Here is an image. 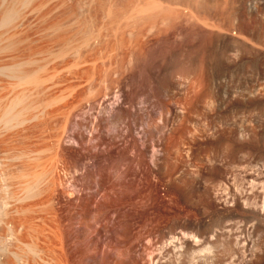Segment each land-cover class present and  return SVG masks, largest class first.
<instances>
[{
  "label": "rangeland",
  "instance_id": "374dc122",
  "mask_svg": "<svg viewBox=\"0 0 264 264\" xmlns=\"http://www.w3.org/2000/svg\"><path fill=\"white\" fill-rule=\"evenodd\" d=\"M47 1L48 4H46ZM54 1L0 0V29L4 28L1 31H6L8 35L14 32L21 33L22 40L19 41L20 44L18 43L16 51L19 50L21 53L23 52L22 54L27 53L28 50L32 52V58H27L28 61H24L27 63L18 65L21 69L36 68L43 62L42 59L50 54H59V52L61 54L66 52L64 54L66 57L60 56L57 59L58 62H63L64 59V62L73 63L74 61L77 63L80 68L74 66V69H71L75 73L72 71V74L66 75L67 82H64L62 90L66 89L61 91L60 95L58 93V97H61L60 103L63 101L62 98L71 99L76 94L90 98V96H94V93H103L104 87L108 84L112 89H115L114 86L118 79H121L127 92L131 89L141 90L149 85L151 64L156 60L164 61V71L168 69L164 72L165 74L159 77L160 84H165L167 78H171V73L179 67L184 66L183 68H185V64L188 65L186 67L192 66L191 69H197L200 65V70L202 68L201 61L214 51V39L220 33L238 40L242 44V48L237 51L243 56V61L241 66L238 65L236 68L224 67L220 69L214 83L219 89L222 88L220 94L225 102L233 94L242 104L237 109L239 113L237 111L234 113L230 107L225 106L220 115L218 128L209 125L202 128L191 123H187L183 128L187 139L194 138L189 147L192 157L190 156V160L187 162L186 159L181 162L180 168L189 173L186 176H169L173 160L167 156L165 157L167 169L164 174L158 173L147 159L144 160L146 166L143 168L136 170L137 168L132 167L133 170L140 172L139 174L134 172L131 167L130 169L125 162H123V167L127 169V171L125 170L127 176L118 173L116 171L117 161L126 154L120 142L117 143L116 148L98 155L95 159L98 166L97 173H95L96 181L102 185V201L92 197L86 189L85 182L80 180L82 179L80 173H75L80 170L78 168L79 165H82L80 161L83 160V164L85 162L90 164L88 167H91L92 161L87 160L84 154L75 152L77 147L74 146L73 139H70L69 136L65 137L62 147L67 155L58 157L61 160L65 158V161L63 160L62 165H58L51 200L41 204L42 206L39 205V208H34V212H22L21 209L37 200L36 196L44 188L45 182L52 177L48 158L52 154H58L57 143L54 142V149L50 154L47 150L48 142H45L48 129L45 128L43 118L28 125L21 123L18 125L23 117L19 116L20 118H17L19 121H15V119L11 120L12 122L8 121L10 127L5 120L1 119L0 154H2L0 160L3 161H0V264H238L252 259L257 264H264V224L257 217V211L264 206V168L262 167L264 162H260L259 159L260 154L264 152V144H261V141L255 136L257 126L264 123V0H218V2L213 0ZM35 4H39V6ZM29 13L30 15H28ZM8 16L11 18L9 17V19ZM24 17L25 19H23ZM20 21L23 22L20 23ZM14 23L17 25L20 23V25L17 26ZM14 25L17 27L13 28ZM41 32L42 34H40ZM0 33L2 34V32ZM95 37L101 39L97 38V41L93 39ZM95 43L98 45L96 46ZM71 46L73 48L78 46L77 48L81 51L78 52L79 56L76 55V52L67 53V50L72 48ZM135 46L136 48H134ZM39 50L41 51L39 52ZM130 51L133 52H131L133 55ZM223 53L224 60L229 61L232 54L225 48ZM254 53L258 57H255ZM84 57L85 59H83ZM39 60L41 62L36 63ZM29 61L34 62L30 63ZM90 63H93V66ZM82 64H86V67L84 65L81 67ZM11 68L0 71V109L4 110V107L8 106L7 110L10 109L8 111H11L13 116L15 110L19 108L17 106L19 104L12 102L14 105L12 106L16 107L14 111L13 107L10 108L11 106L8 104L12 100L10 95L17 91L14 89L16 88L15 83H17L15 72L18 73L21 69H15L14 66ZM7 71L13 72L10 74ZM9 77L11 80L8 79ZM105 83L107 84L105 85ZM5 95L8 98H4ZM34 97L39 101L46 99L43 94ZM181 106L179 105L183 110L184 108ZM24 111L27 113L26 115L29 114V110L24 109ZM86 111H82L77 119L86 121L91 116L90 112ZM157 112H154L153 115L150 114L149 117L143 116L138 130H149L153 133L156 131L155 129L160 128L163 123L160 120L159 112ZM8 113L10 112H7L8 117H11V114ZM0 117L3 118L1 114ZM6 117L4 119H7ZM89 118L91 119V117ZM201 120L204 122V119L201 118ZM114 123L113 125L110 123L108 134H112L122 126L120 123H118L119 125L117 122L115 125ZM13 124H17L19 127L17 128ZM233 126L237 129L240 139L242 138L243 147L238 150V153H233L230 138L224 139L223 137L224 128L231 129ZM52 127L53 135H57L61 128V120H57ZM89 127L84 133L86 137L92 138L95 127ZM152 135L146 134L145 139L156 140L157 135H155L156 137ZM151 145H154L152 147L154 151L160 149L155 146L154 142H151ZM42 149L44 152H41ZM183 150L185 152L186 146ZM33 154L39 155L37 157ZM194 156H198L203 162L216 157L222 158L224 173L219 175L218 172L213 171L208 174L206 180H197L194 176L196 173L195 161L192 162L195 160ZM25 158H28L29 161ZM19 163L21 165L24 163L27 166L32 165V169L30 167V170L27 169L23 173ZM91 169L89 170L92 171L93 169ZM28 171L31 172L28 173ZM36 181L38 184L33 187L34 183H37ZM23 182H29L26 189L31 185L33 187L28 189L34 191L33 194L32 192L31 194L25 193L30 196L29 199L22 193L23 189L21 188H24L23 185H25ZM25 188L24 192L28 191H25ZM24 196L25 200L22 198ZM210 196L215 197V201L210 199ZM16 197L17 200H14ZM20 198H22L21 201ZM214 205H219L220 208L215 209ZM201 217H204V223L199 226L198 222ZM91 223L93 227L90 229L88 225ZM36 229L37 231H35ZM182 238L203 242L198 247L182 250L181 253L177 249H163L165 244ZM34 244L43 247L46 245L45 248H48L47 250L52 253L47 252L45 259H40L36 249L34 250V246H32ZM244 244L247 246L244 247Z\"/></svg>",
  "mask_w": 264,
  "mask_h": 264
},
{
  "label": "bare ground",
  "instance_id": "6f19581e",
  "mask_svg": "<svg viewBox=\"0 0 264 264\" xmlns=\"http://www.w3.org/2000/svg\"><path fill=\"white\" fill-rule=\"evenodd\" d=\"M12 1V0H11ZM18 1V0H17ZM42 1V0H41ZM54 1V0H53ZM215 2H218V0H213ZM14 2V1H13ZM25 2V1H24ZM46 2V1H45ZM55 2V1H54ZM53 2V3H54ZM20 3V1H19ZM22 3V2H21ZM27 3V2H26ZM39 3V2H38ZM44 3V2H43ZM50 3V2H49ZM17 4V3H16ZM48 4V1L47 3ZM52 4V3H51ZM59 4V3H58ZM73 4V3H72ZM93 4V3H92ZM145 4V3H144ZM148 4V3H147ZM151 4V3H150ZM13 5V4H12ZM19 5V4H18ZM23 5V3L21 4ZM29 5V4H28ZM36 5V4H35ZM39 6V4H37ZM36 5V6H37ZM54 5V4H53ZM63 5V4H62ZM61 5V6H62ZM94 5V4H93ZM146 5V4H145ZM156 5V4H155ZM11 6V5H10ZM17 6V5H16ZM47 6V5H44ZM147 6V5H146ZM153 6V5H152ZM19 7V6H18ZM27 7V6H26ZM43 7V4H42ZM141 7V6H140ZM156 7V6H155ZM7 8V7H6ZM24 8V7H23ZM36 8V7H35ZM41 8V7H39ZM38 8V9H39ZM59 8V7H57ZM56 8V9H57ZM112 8V7H111ZM12 9V8H11ZM20 9V8H19ZM22 9V7H21ZM26 9V8H25ZM24 9V10H25ZM42 9V8H41ZM73 9V8H72ZM147 9V8H145ZM6 10V9H5ZM23 10V11H24ZM31 10V9H30ZM34 10V9H33ZM52 10V7H51ZM8 11V10H7ZM18 11V10H17ZM21 11V10H20ZM39 12V11H37ZM50 12V11H49ZM141 12V11H140ZM139 12V13H140ZM146 12V11H145ZM150 12V11H149ZM5 13V12H4ZM3 13V15H4ZM11 13V12H10ZM14 13V12H13ZM20 13V12H19ZM31 13V12H30ZM30 13L28 15H30ZM35 13V12H34ZM9 15V13H7ZM33 14V13H32ZM38 14V13H37ZM50 14V13H49ZM49 14H47L49 16ZM142 14V13H141ZM52 15V14H50ZM89 15V14H88ZM23 16V15H22ZM34 16V15H33ZM48 16H45L48 18ZM10 16H8L9 18ZM26 17V15H25ZM25 17L23 19H25ZM40 17V16H39ZM44 17V18H45ZM11 18V17H10ZM9 18V19H10ZM15 18V17H14ZM18 18V17H17ZM13 19V18H12ZM41 19V18H40ZM38 19V20H40ZM2 20V19H1ZM16 20V19H15ZM6 21V20H5ZM4 21V22H5ZM36 21V20H35ZM8 22V21H6ZM10 22V21H9ZM8 22V23H9ZM23 21H20V23H22ZM31 22V21H30ZM34 22V21H33ZM49 22V20H48ZM125 22V21H124ZM128 22V21H127ZM134 22V21H133ZM158 22V21H157ZM156 22V23H157ZM11 23V22H10ZM13 23V22H12ZM17 23V22H16ZM20 23L18 25H20ZM28 23V22H27ZM43 23V22H42ZM40 23V24H42ZM65 23V22H64ZM93 23V22H92ZM110 23V22H109ZM122 23V22H121ZM137 23V22H136ZM148 23V22H147ZM146 23V24H147ZM1 24V22H0ZM15 24V23H14ZM24 24V23H23ZM34 24V23H33ZM57 24V23H55ZM165 24V23H164ZM17 25V24H15ZM14 25V26H15ZM17 25V26H18ZM38 25V24H37ZM59 25V24H58ZM57 25V26H58ZM13 26V24H12ZM11 26V27H12ZM17 26L13 27L16 28ZM26 26V25H25ZM52 25H50L51 27ZM56 26V27H57ZM110 26V25H109ZM117 26V25H116ZM155 26V25H154ZM171 26V25H170ZM53 27V26H52ZM86 27V26H85ZM145 27V26H144ZM54 28V27H53ZM93 28V27H92ZM146 28V27H145ZM149 28V27H148ZM213 28V27H212ZM216 28V27H214ZM2 29V28H1ZM2 34L0 33V71H2V69H7L9 70V68H11L12 66L16 68H18L21 63H27L24 62L25 60L28 61L27 58L31 57L32 52L31 51H27V53L24 52V54H22L19 50L16 51L17 46L20 44L22 38L20 37L21 33L18 32H14L10 35L7 34L6 31H1ZM4 29V28H3ZM2 29V30H3ZM28 29V28H27ZM37 29V28H36ZM49 29V27H48ZM61 29V28H60ZM65 29V28H63ZM62 29V30H63ZM71 29V28H70ZM89 29V28H88ZM108 29V28H107ZM133 29V28H132ZM144 29V28H143ZM10 30V29H9ZM15 30V29H14ZM35 30V29H34ZM86 30V29H85ZM151 31V29H149ZM219 30V29H218ZM8 31V30H7ZM21 31V30H20ZM98 31V30H97ZM109 31V30H108ZM149 31V32H150ZM155 31V30H154ZM10 32V31H9ZM22 32V31H21ZM39 32V31H38ZM45 32V30H44ZM49 32V31H48ZM59 32V31H58ZM104 32V31H103ZM121 32V31H120ZM153 32V31H152ZM161 32V31H160ZM24 33V32H23ZM87 33V32H86ZM95 33V32H94ZM37 34V33H36ZM42 34V32L40 33ZM63 34V33H62ZM91 34V33H89ZM104 34V33H103ZM7 35V37H6ZM35 35V34H34ZM55 35V34H54ZM53 35V36H54ZM75 35V34H74ZM82 35V34H81ZM80 35V36H81ZM88 35V34H87ZM95 35V34H94ZM99 35V34H98ZM115 35V34H114ZM117 35V34H116ZM5 36V38H3ZM37 36V35H36ZM62 36V35H61ZM92 36V35H91ZM100 36V35H99ZM98 36V37H99ZM120 36V35H119ZM141 36V35H140ZM45 37V36H44ZM49 37V36H48ZM51 37V35H50ZM94 37V36H93ZM98 37L93 38L94 40H97ZM24 38H26L24 36ZM59 38V37H58ZM87 38V37H86ZM85 38V39H86ZM90 39H92L89 36ZM116 38V37H115ZM118 38V36H117ZM46 39V37L44 38ZM42 39V40H44ZM71 39V37H70ZM76 39V38H75ZM82 39V38H81ZM101 38H98V40ZM105 39V38H104ZM29 40V39H28ZM54 40V39H52ZM69 40V39H68ZM94 40H90L91 42H93ZM97 40V41H98ZM139 40V39H138ZM4 41V43H3ZM20 41V42H19ZM48 41V40H47ZM89 41V40H88ZM86 41V42H88ZM89 41V42H90ZM132 41V40H131ZM44 42V41H43ZM51 42V41H50ZM55 42V40H54ZM85 42V41H83ZM95 42V41H94ZM101 42V41H100ZM128 42V41H127ZM135 42V41H134ZM138 42V41H137ZM215 49L212 53H209V55L205 56L206 58H204L201 63L203 66L201 65V69L200 65H198L199 67L197 68H193L191 69V67H186L188 66L187 64H185V68H178L177 70H175L173 73H171V78H167L168 80L166 81L164 79L165 84H160L159 83V77L162 74H165L164 72L168 69H166L164 71V67L163 66V62L162 60H156L154 61L151 65L152 69H151V76H150V80H149V85L146 86L143 89H131L128 92L125 91L123 82H121V79H118L116 81V87L114 86L115 89H112V87L109 85L104 87V91L102 92H98L97 94L94 93V96H90V98L88 97H83L82 95L76 94L74 96L71 97V99H69L68 97H66V99L62 98V102L60 103V98L58 97V93L60 95L62 90V86H64V82H67L66 80V75L67 74H72L71 69H74L75 67H79L77 66V63L73 61H65L63 59V62H58V58L60 56H62V58L66 55H64L66 52H64L63 54H61L59 52V54L57 53L56 55H48V57L42 59V63H40L36 68H32V69H21V67H19L21 70L16 73L15 76H17V83L16 84V88H14L15 90H17L16 92L12 93L11 95L9 94V92H7L10 95V100L9 107L12 108L14 105L12 102H14L15 104H19L17 105L19 108H17L14 112L15 114L12 116L11 111H8L10 109L7 110L6 107H4V110L1 108L0 109V114L3 116V118L0 117V121L1 119L4 121H6L9 124V120H14L15 121H19L18 119L20 118L19 116H23L21 117V122H18L21 124H30L33 121L39 120L41 118H43L44 120V125L45 128L48 129V136H47V141L48 142V146H47V150H49L48 152L50 154H52V150L54 149V142L57 143V148H58V154H52L50 155L48 158L49 163L51 164L50 166V172L52 173V177L50 179H48V181H46L44 188H42L39 192V194L36 196L37 200L32 203L31 205H26V208L24 206V208H22V212H30L33 211L34 208H37L39 205L42 206L41 204L43 203H48L51 200V194H52V190L54 187V183H55V176H56V172H57V168L58 165L61 164L65 158H63L62 160L59 159V156H65L67 155L64 152V149L62 147V142L64 140L65 137L69 136L70 139H73L72 141H74V146L77 147V150H75V152L84 154V157L87 160H91V167L85 162V164L82 163V161H80V164L84 165H79L78 168L80 169L78 172H75L76 174L80 173L81 178L80 180H83L86 184V189L89 191V193L92 195L93 198L102 201L103 197L101 195L102 192V188L100 185V183H98L96 181V169H97V163H96V157L98 155H101L107 151H110L114 148H116L118 146V142L122 143V146L126 152L125 155L121 156L119 158V160L117 161V172L121 173L124 176L125 172L127 171L126 168L123 167V162L127 163L128 167L130 168H134L136 170L143 168L144 166H146V163L144 162L145 159H147V161L154 167L155 170L158 171V173L160 174H164L165 170L167 169L165 167V157L167 156L168 158L172 159V163L170 166V171H169V176L170 177H176L178 175H182V176H186L189 173H186L185 171H183L180 167L182 166V161L184 159L190 160V143H192L194 141V138H190L187 139L188 137H186V134L184 133V127L187 125V123H191L194 125H197L199 127L205 128V126H217L218 128V124H220V115L222 113V111L224 110L225 106L230 107L234 113L235 111H237V109L239 108L240 103L239 100L234 97V95L232 94V96H230L227 101L225 102L220 94V90L219 87L217 86V84L214 83L215 78L218 76V73L220 71V69L222 68H228V69H232V68H236L238 65L242 64V55L239 53V51H237L238 49L242 48V44H240V42H238V40L236 41L235 39L231 38V37H227L226 35L223 34H217L215 39ZM19 43V44H18ZM26 43V42H25ZM45 43V42H44ZM3 44V45H2ZM48 44V42H47ZM57 44V43H56ZM78 44V43H77ZM80 44V43H79ZM92 44V43H91ZM100 44V43H99ZM103 44V43H102ZM61 45V44H60ZM59 45V46H60ZM75 45V44H74ZM96 45V43H95ZM94 45V46H95ZM98 45V44H97ZM96 45V46H97ZM114 45V44H113ZM126 45V44H125ZM141 45V44H140ZM151 45V44H150ZM44 46V45H43ZM51 46V45H50ZM93 46V47H94ZM28 47V46H27ZM53 47V46H52ZM72 47V48H71ZM69 49V51L67 50V53L69 54L70 52H76V55L79 56L78 52H81L76 46L73 48V46H71ZM26 48V47H25ZM47 48V47H46ZM80 48V47H79ZM96 48V47H95ZM118 48V47H117ZM136 48V46L134 47ZM138 48V47H137ZM227 49L228 52H230L232 55H230V59L229 61H225L224 60V53H223V49ZM57 49V48H56ZM81 49V48H80ZM84 49V48H83ZM104 49V48H103ZM44 50V49H43ZM52 50V49H51ZM79 50V51H78ZM41 50H39L40 52ZM46 51V50H45ZM60 51V50H59ZM101 51V50H100ZM107 51V50H106ZM85 52V51H84ZM93 52V50H92ZM105 52V51H104ZM114 52V51H113ZM132 51H130L131 53ZM209 52V51H208ZM112 53V52H111ZM110 53V54H111ZM129 53V52H128ZM133 53V52H132ZM131 53V54H132ZM45 54V52H44ZM72 54V53H71ZM94 54V52H93ZM103 54V53H102ZM101 54V55H102ZM109 54V53H108ZM139 54V53H138ZM255 57H258V55L256 53H254ZM37 55V54H36ZM39 55V54H38ZM46 55V54H45ZM64 55V56H63ZM95 55V54H94ZM116 55V54H115ZM123 55V54H121ZM133 55V54H132ZM130 55V56H132ZM44 56V55H43ZM68 56V55H67ZM76 56V57H77ZM90 56V55H89ZM112 56V55H111ZM40 57V56H38ZM42 57V56H41ZM91 57V56H90ZM101 57V56H100ZM103 57V56H102ZM133 57V56H132ZM135 57V56H134ZM32 58V57H31ZM79 58V57H78ZM119 58V57H118ZM85 59V57L83 58ZM102 59V58H101ZM107 59V58H106ZM122 59V58H121ZM23 60V61H22ZM72 60V59H71ZM79 60V59H78ZM81 60V59H80ZM104 60V59H103ZM19 61V62H18ZM21 61V62H20ZM111 61V60H110ZM109 61V62H110ZM196 61V60H195ZM30 62V61H29ZM34 62V61H31ZM30 62V63H31ZM41 62V60H39L36 63ZM78 62V61H77ZM96 62V61H95ZM95 62H93L94 64H96ZM185 62V61H184ZM93 63L91 64V66H93ZM98 63V62H97ZM111 63V62H110ZM109 63V64H110ZM187 63V62H186ZM200 64V63H199ZM33 65V63H32ZM35 65V64H34ZM80 65V64H79ZM84 64L81 65V67ZM86 65V64H85ZM84 65V66H85ZM89 65V63H88ZM87 65V66H88ZM120 65V64H119ZM191 65V64H190ZM18 66V67H16ZM25 66V64H24ZM95 66V65H94ZM241 66V65H240ZM28 67V66H27ZM31 67V66H30ZM28 67V68H30ZM35 67V66H34ZM73 67V68H72ZM86 67V66H85ZM107 67V66H106ZM111 68V66H109ZM18 68V69H19ZM26 68V67H24ZM80 68V67H79ZM122 68V67H121ZM12 69V68H11ZM82 69V68H81ZM112 69V68H111ZM195 69V70H194ZM14 70V69H13ZM102 70V69H101ZM85 71V70H84ZM111 71V70H110ZM225 71V70H223ZM5 72V71H4ZM9 72V71H7ZM11 72V71H10ZM9 72V73H10ZM13 72V71H12ZM11 72V73H12ZM74 72V71H73ZM87 72V71H86ZM85 72V73H86ZM95 72V71H93ZM130 72V71H129ZM3 73V72H1ZM6 73V72H5ZM8 73V75H9ZM10 73V74H11ZM14 73V74H15ZM75 73V72H74ZM77 73V72H76ZM113 73V72H112ZM228 73V72H226ZM18 74V75H17ZM100 74V73H99ZM110 74V73H109ZM6 75V74H5ZM92 75V74H91ZM96 75V74H95ZM103 75V74H102ZM108 75V74H107ZM121 75V74H120ZM169 75V73H168ZM1 76V75H0ZM12 76V75H11ZM14 76V77H15ZM69 76V75H68ZM86 76V75H85ZM116 76V75H114ZM166 76V75H163ZM222 76V75H220ZM7 77V76H6ZM5 77V78H6ZM95 77V76H94ZM168 77V76H167ZM3 78V77H2ZM1 78V80H2ZM13 78V76H12ZM15 78V80H16ZM76 78V77H75ZM165 78V77H164ZM219 78V77H218ZM10 79V77L8 78ZM7 79V80H8ZM11 80V79H10ZM9 80V81H10ZM13 80V79H12ZM94 80V79H92ZM106 80V79H105ZM113 80V79H112ZM218 80V79H217ZM221 80V79H220ZM74 81V80H73ZM77 81V80H76ZM85 81V80H83ZM97 81V79H96ZM5 82V81H4ZM71 82V81H70ZM75 82V81H74ZM93 82V81H92ZM104 82V81H102ZM114 82V81H113ZM217 82V81H215ZM8 83V82H7ZM6 83V85H7ZM99 83V82H98ZM101 83V82H100ZM109 83V82H107ZM105 83V85L107 84ZM218 83V82H217ZM2 84V83H1ZM68 84V83H67ZM81 84V83H80ZM89 84V83H88ZM94 85V83H92ZM91 84V85H92ZM13 85V84H12ZM92 85V86H93ZM10 86V84H9ZM72 86V85H71ZM76 86V85H75ZM82 86V85H81ZM91 86V88H92ZM4 87V86H3ZM8 87V86H7ZM12 87V86H11ZM15 87V86H13ZM67 87V86H66ZM78 87V86H77ZM84 87V85H83ZM81 87V88H83ZM87 87V86H86ZM10 88V87H9ZM71 89V87H69ZM76 88V87H74ZM80 88V87H79ZM94 88V87H93ZM13 90V89H12ZM14 90V91H15ZM74 90V89H73ZM77 90H79L77 88ZM81 90V89H80ZM102 90V89H101ZM75 91V90H74ZM91 91V90H89ZM98 91V90H97ZM2 92V90H1ZM12 92V91H11ZM6 93V94H7ZM86 93V92H85ZM91 93V92H90ZM35 94V95H33ZM41 95L43 94V96H45V101H39V99H34L36 95ZM70 94V93H69ZM74 94V93H73ZM72 94V95H73ZM91 95V94H90ZM252 95V94H251ZM31 98H30V97ZM89 96V95H88ZM6 97V95L4 96V98ZM70 97V95H69ZM8 98V96L6 97ZM33 98V99H32ZM43 98V97H42ZM68 98V100H67ZM3 99V98H1ZM41 99V98H40ZM4 100V99H3ZM1 100V101H3ZM111 100H113L111 102ZM59 101V104H57ZM22 106H21V105ZM4 105V104H3ZM2 105V106H3ZM13 105V106H12ZM179 105H182L181 107H183L184 109L182 110ZM21 106V107H20ZM6 108V109H5ZM13 107V111H14ZM29 110L28 111V115H26L27 113L23 110ZM3 110V111H2ZM84 110H87L86 112H90L91 119L88 117V119L85 121L83 119L78 120L77 117L79 116V114ZM229 110V109H228ZM158 111L159 112V117L161 122L163 123L162 126L157 129H155V132H150L149 130H138V128L141 125V119L143 116L145 117H149V115H153L154 112ZM230 111V110H229ZM7 112H10L8 114H11V117H8L9 115H7ZM23 114H22V113ZM157 112V113H158ZM239 113V111H237ZM233 113V112H231ZM4 114V115H3ZM7 117H6V115ZM22 114V115H21ZM89 114V113H88ZM226 116V115H225ZM229 116V115H228ZM7 119H4V118ZM19 117V118H18ZM144 117V118H145ZM233 117V115H232ZM10 118V119H9ZM13 118V119H12ZM18 118V119H17ZM204 119V122L201 120ZM61 120V128L60 130L57 132L58 134L53 135L52 133V126L57 122V120ZM222 119V117H221ZM235 120V119H234ZM2 121V123H3ZM12 122V121H11ZM43 122V121H42ZM41 122V123H42ZM120 123L122 124L121 128L117 129L115 132H113L112 134H108L109 132H107L108 127L110 125V123ZM236 122V121H235ZM259 122V121H258ZM14 123V122H13ZM114 123V125H115ZM1 124V123H0ZM255 124V123H254ZM14 125V124H13ZM17 126V124H15ZM14 125V126H15ZM40 125V124H39ZM94 126L95 130H94V136L92 138H88L86 137V134L84 133V131L90 126ZM119 125V124H118ZM233 125V124H232ZM111 126V125H110ZM10 127V124H9ZM19 126H17L18 128ZM30 127V126H28ZM42 127V126H41ZM89 127V128H90ZM34 128V127H33ZM2 129V128H0ZM72 129L74 130L72 132ZM7 130V129H6ZM23 130V129H22ZM34 130V129H33ZM36 130V129H35ZM93 130V129H92ZM246 130V129H245ZM32 131V130H31ZM248 132V131H247ZM6 133V131H5ZM25 133V132H24ZM244 133V132H243ZM30 134V133H29ZM32 134V133H31ZM44 134V133H43ZM91 134V133H90ZM92 134V135H93ZM146 134H153L152 136L157 135V139L154 140L153 138L149 139V141L151 140V142L155 143V146L159 147L160 149L162 148V150H158V151H154L152 150V146L151 142H149L148 140L145 139V135ZM248 134V133H247ZM256 137L261 141V144H264V123L260 124L257 126V130L255 133ZM20 135V134H19ZM241 135V134H240ZM2 136V134H1ZM10 136V135H9ZM30 136V135H29ZM24 137V136H23ZM31 137V136H30ZM34 137V136H33ZM91 137V136H90ZM156 137V136H155ZM223 137L224 139H228L230 138V142H231V147L233 149V153H238V150H240L243 145H242V138L240 139V136L238 134L237 129L235 128V126H233V128L229 129V128H224L223 131ZM31 139V138H30ZM13 140V139H12ZM26 140V138H25ZM28 140V139H27ZM36 140V138H35ZM34 140V141H35ZM41 140V138H40ZM44 140V138H43ZM66 140V139H65ZM14 141V140H13ZM20 141V140H18ZM30 142V140H28ZM8 142V141H7ZM22 142V139H21ZM20 142V143H21ZM43 142V141H42ZM229 142V141H228ZM26 143V142H25ZM37 143V141H36ZM29 144V143H28ZM65 144V143H64ZM32 145V144H31ZM25 146V145H24ZM37 146V144H36ZM186 146V150L184 152L183 148ZM35 148V147H34ZM155 148V147H154ZM8 149V148H7ZM22 149V148H21ZM24 149V148H23ZM45 149V148H44ZM10 151V150H9ZM44 152V150L42 149L41 152ZM30 152V151H29ZM21 153V152H20ZM32 153V152H31ZM36 153V152H35ZM38 153H40L38 151ZM48 153V154H49ZM74 153V152H73ZM2 154V153H1ZM0 154V155H1ZM8 154V153H6ZM17 154V153H16ZM44 154V153H42ZM65 154V155H64ZM70 154V153H69ZM77 154V153H76ZM18 155V154H17ZM22 155V153H21ZM25 155V154H24ZM28 155V153H27ZM30 155V154H29ZM35 155V154H33ZM37 155V154H36ZM35 155V156H36ZM39 155V154H38ZM37 155V157H38ZM79 155V154H78ZM11 156V155H10ZM9 156V157H10ZM19 156V155H18ZM77 156V155H76ZM75 156V157H76ZM82 156V155H81ZM235 156V155H234ZM13 157V156H12ZM23 157V156H22ZM34 157V156H33ZM59 157V158H58ZM67 157V156H66ZM78 157V156H77ZM80 157V156H79ZM192 157V156H191ZM4 158V157H2ZM1 158V159H2ZM72 158V157H70ZM195 158V160H193ZM194 158L191 160L193 163L195 161V168H196V173L194 174V176H196L197 180H206L207 176L209 173H212L213 171L218 172L219 175H222V173H224L223 170V160L222 158L216 157L213 158L211 160H207L205 162H203L202 160H200L198 158V156H194ZM26 159V158H25ZM35 159H37L35 157ZM260 162H264V152H262L260 154ZM6 161V159H4ZM10 160V159H8ZM7 160V161H8ZM13 160V158H12ZM28 160V158L26 159ZM52 160V161H50ZM3 161V160H0ZM11 161V160H10ZM14 161V160H13ZM18 161V160H17ZM29 161V160H28ZM35 161V160H34ZM65 161V160H64ZM15 162V161H14ZM23 162V161H22ZM27 162V161H26ZM79 164V161H77ZM192 162H190L192 164ZM21 163V162H20ZM19 163V164H20ZM34 163V162H33ZM39 163V162H38ZM64 163V162H63ZM66 163V162H65ZM9 164V163H8ZM29 164V162H28ZM184 164V163H183ZM189 164V163H188ZM21 165V164H20ZM36 165V162H35ZM6 166V165H5ZM32 166V165H31ZM31 166H27V165H21V172L23 171H27L30 170ZM65 166V165H64ZM1 167V166H0ZM9 167V166H8ZM15 168L17 167L14 166ZM34 167V166H33ZM36 167V166H35ZM82 167V168H81ZM262 167L264 168V164L262 165ZM7 168V167H6ZM13 168V167H11ZM66 168V167H65ZM92 168L90 171L89 169ZM130 168V169H131ZM132 168V170H133ZM149 168V167H148ZM169 168V167H168ZM32 169V167H31ZM133 170L134 172H137L136 170ZM151 169V168H150ZM7 170V169H6ZM5 170V171H6ZM126 170V171H125ZM1 171V170H0ZM2 171H4L2 169ZM75 171H77V169L75 168ZM81 171V172H80ZM99 171V170H98ZM31 172V171H30ZM28 171V173H30ZM96 172V173H95ZM168 172V170H167ZM25 173V172H23ZM132 173V172H131ZM140 173V172H139ZM138 173V174H139ZM1 174V173H0ZM127 174V173H126ZM136 174V173H134ZM133 174V175H134ZM99 175V174H98ZM78 176V175H77ZM131 176V175H130ZM135 176V175H134ZM133 176V177H134ZM79 178V177H78ZM132 180V179H131ZM38 181V180H37ZM36 181V182H37ZM25 185V187L29 186V182H23ZM28 184V185H26ZM37 183H34L33 187H35ZM31 185V184H30ZM21 186V187H23ZM32 185L29 188H33ZM24 188L23 189V195L25 193H29L31 194L32 191L28 190L25 188L24 192ZM33 190V189H32ZM39 190V189H38ZM37 190V191H38ZM34 192V191H33ZM32 192V194H33ZM37 193V192H36ZM18 196V195H17ZM22 196V195H21ZM20 196V197H21ZM26 198L29 199L30 196L26 195ZM25 196L22 197L24 198L23 200H25ZM32 197V196H31ZM20 198V201L21 199ZM34 199V198H33ZM32 199V200H33ZM210 199H212L213 201H215V197L210 196ZM17 200V197L14 199ZM22 200V201H23ZM27 200V199H26ZM19 201V200H18ZM19 201V202H20ZM17 203V202H16ZM10 204V203H9ZM8 204V205H9ZM21 205V204H20ZM46 205V204H45ZM7 206V205H6ZM5 206V207H6ZM10 206V205H9ZM39 206V207H40ZM13 207V206H12ZM38 207V208H39ZM45 207V206H43ZM7 208V207H6ZM215 209H219L220 206L219 205H214ZM42 209V208H41ZM6 210V209H5ZM44 210V209H43ZM39 211V210H38ZM68 211V209H67ZM19 212V211H18ZM34 212V211H33ZM37 212V211H36ZM69 213V212H68ZM21 214V213H20ZM30 214V213H29ZM22 215V214H21ZM45 215V213H44ZM6 216V215H5ZM33 216V213H32ZM15 217V216H12ZM257 217L259 218V220L264 224V206L261 207L258 211H257ZM7 218V216L5 217ZM22 219V218H21ZM30 219V218H29ZM42 219V218H41ZM23 220V219H22ZM26 220V219H25ZM5 221V220H4ZM19 221V220H18ZM27 221V220H26ZM37 221V220H34ZM12 222V220H11ZM31 222V221H30ZM40 222V221H39ZM19 223V222H18ZM28 223V222H27ZM204 223V217H201V219L198 222V225H202ZM1 224V222H0ZM26 224V223H25ZM30 225V224H29ZM34 225V224H33ZM259 225V224H258ZM3 226V225H2ZM7 226V225H6ZM5 226V227H6ZM37 226V225H36ZM73 226V225H72ZM263 226V225H261ZM13 227V226H12ZM21 227V226H20ZM34 227V226H33ZM93 224L91 223L90 225H88V228H92ZM31 228V226H30ZM36 228V227H35ZM262 228V227H260ZM8 229V226H7ZM21 229V228H20ZM29 229V228H28ZM6 230V229H5ZM15 230V229H14ZM254 230V229H252ZM37 231V229L35 230ZM19 232V231H18ZM28 232V231H27ZM7 233V232H6ZM10 233V232H9ZM26 233V232H25ZM30 233V231H29ZM15 234V233H14ZM37 234V233H35ZM1 235V234H0ZM16 235V234H15ZM18 235V234H17ZM33 235V234H32ZM50 235V234H49ZM34 238V237H33ZM43 238V237H41ZM36 239V238H35ZM211 239V238H210ZM44 240V239H43ZM52 240V239H51ZM53 241V240H52ZM48 242V241H47ZM203 242V241H202ZM202 242L200 241H192V240H187V239H176L173 242H169L167 244H165L163 246L164 250L167 249H177L179 252L182 250H186V249H191L194 247H198ZM209 242V241H207ZM213 242V241H212ZM42 243V242H41ZM43 244V243H42ZM205 244V243H204ZM207 244V243H206ZM19 246V245H18ZM34 246V250L36 251V253L38 254V256H40V259H45V255H47V252H51L48 251V248H45L46 245L41 246L38 244H34L32 245ZM48 246V245H47ZM214 246V245H213ZM247 246L246 244H244V247ZM15 247V246H14ZM20 247V246H19ZM50 247H52V245H50ZM209 247V246H208ZM17 248V247H16ZM21 249V248H20ZM50 249V248H49ZM53 250H54V245H53ZM194 250V249H193ZM55 251V250H54ZM174 251V250H173ZM176 251V252H178ZM192 251V250H191ZM175 252V251H174ZM196 252V251H195ZM35 253V254H36ZM52 253V252H51ZM181 253V252H180ZM204 253V252H203ZM253 253V252H252ZM34 254V252H33ZM193 254V253H192ZM181 255V254H180ZM37 256V255H36ZM254 256V255H253ZM47 257V256H46ZM252 257V256H251ZM38 258V257H37ZM49 258V256L47 257ZM255 259V257H253ZM36 260V258H35ZM49 260V259H48ZM262 260V259H261ZM42 261V260H41ZM257 261V260H256ZM46 262V261H45ZM43 263V262H42ZM46 264V263H45ZM235 264V263H234ZM237 264V263H236ZM238 264H257L253 259L252 260H248L246 262H241Z\"/></svg>",
  "mask_w": 264,
  "mask_h": 264
}]
</instances>
